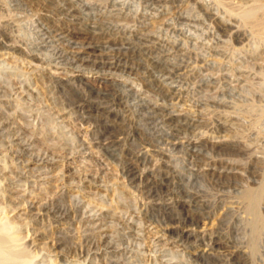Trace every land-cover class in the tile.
<instances>
[{
	"label": "rangeland",
	"instance_id": "374dc122",
	"mask_svg": "<svg viewBox=\"0 0 264 264\" xmlns=\"http://www.w3.org/2000/svg\"><path fill=\"white\" fill-rule=\"evenodd\" d=\"M254 1L0 0V222L35 264H264V195L255 236L243 200L264 193L263 26L235 16Z\"/></svg>",
	"mask_w": 264,
	"mask_h": 264
},
{
	"label": "bare ground",
	"instance_id": "6f19581e",
	"mask_svg": "<svg viewBox=\"0 0 264 264\" xmlns=\"http://www.w3.org/2000/svg\"><path fill=\"white\" fill-rule=\"evenodd\" d=\"M66 1V0H65ZM220 1V0H219ZM262 2L260 3V2H257V1H254V2H252V4H250L248 7H239V9L241 8V10L240 11H238L237 13H235L238 9H236L235 8V6H229V7H234L233 9H234V11H233V9H232V11H229V9L227 8L228 7V5L226 6L225 5V7L227 8V10L229 11V13L230 14H233V13H235L236 15L235 16H237L238 18H240V20H242L244 23H246V24H251V26L250 27H248L249 29L253 26V25H256L255 27H257V25H258V27H262V29L261 28H258V29H256V28H253L254 29V31H258V30H260L261 32L260 33H256L257 35H259V36H261L263 39H264V24L263 25H260V24H262L263 22H264V1L263 0H261ZM226 2V1H225ZM229 3V2H228ZM221 4V3H220ZM224 4H227V2L226 3H224ZM224 4L223 5H221V6H224ZM230 4H232V5H234L233 3H229V5ZM63 5V4H62ZM71 5V4H70ZM240 5V4H239ZM238 6V4H236V7ZM71 7V6H70ZM75 8V7H74ZM225 9V8H224ZM73 10V9H72ZM231 10V9H230ZM69 12V11H68ZM239 20V21H240ZM241 21V22H242ZM243 24V23H242ZM92 25V24H91ZM245 25V24H244ZM223 26V25H222ZM233 26H234V24H233ZM226 27V26H225ZM235 27V26H234ZM94 28V27H93ZM98 28V27H97ZM232 28V27H231ZM236 28V27H235ZM246 28V27H245ZM247 29V28H246ZM256 29V30H255ZM54 30V29H53ZM95 30V29H94ZM227 30V29H226ZM229 30V29H228ZM236 30V29H235ZM252 31V30H251ZM254 31H252V33L254 32ZM249 32H250V30H249ZM56 33H58V32H56ZM97 33H98V30H97ZM96 33V34H97ZM254 33V34H255ZM48 34V33H47ZM255 34V35H256ZM54 35V34H53ZM255 35H253V36H255ZM256 35V36H257ZM52 36V35H51ZM60 36V35H59ZM138 36H141V35H138ZM50 37V36H49ZM136 37V36H135ZM5 38V37H4ZM58 38V37H57ZM131 38H132V36H131ZM150 38V37H149ZM259 38V40L261 39L260 37H258ZM257 38V39H258ZM47 40H48V38H47ZM128 40V39H127ZM142 40V39H141ZM147 40V39H146ZM145 40V41H146ZM239 40V39H238ZM129 41V40H128ZM132 41V40H131ZM131 41H129V42H131ZM241 41V40H240ZM264 41V40H263ZM262 41V42H263ZM75 42V41H74ZM77 42V41H76ZM126 42V41H125ZM260 42V41H259ZM7 43V42H6ZM69 43V42H68ZM78 43H80V42H78ZM137 43V42H136ZM145 43V42H144ZM71 44V43H70ZM130 44V43H129ZM135 44V43H134ZM146 44V43H145ZM242 44V43H241ZM240 44V45H241ZM247 44V43H246ZM262 44V43H261ZM264 44V43H263ZM12 45V44H11ZM46 45V44H45ZM75 45V44H74ZM78 45V44H77ZM76 45V46H77ZM85 45V44H84ZM133 45V44H132ZM141 45V44H140ZM244 45V44H243ZM258 45V44H257ZM49 46V45H48ZM82 46V44L79 46V47H81ZM86 46H88V45H86ZM124 46H126V45H124ZM130 46V45H129ZM142 46V45H141ZM235 46V45H234ZM238 47H239V45H237ZM263 46V45H262ZM69 47V46H68ZM151 47V46H150ZM233 47V46H232ZM254 47H257L258 48V46H254ZM260 47V46H259ZM8 48H12L11 46H8ZM235 48V47H234ZM246 48V47H245ZM63 49V48H62ZM70 49V48H69ZM68 49V50H69ZM238 49V48H237ZM241 49H242V46H241ZM254 49H256V48H254ZM13 50V49H12ZM59 50H60V48H59ZM72 50H73V48H72ZM74 50H75V48H74ZM78 50V49H77ZM142 50V49H141ZM147 50V49H146ZM150 50V49H149ZM62 51V50H61ZM66 51V50H65ZM145 51V50H144ZM143 51V52H144ZM60 52V51H59ZM67 52V51H66ZM70 52V51H69ZM78 52V51H77ZM76 52V53H77ZM80 52V51H79ZM142 52V51H141ZM150 52V51H149ZM71 54H72V52H70ZM82 53V52H81ZM148 53V52H147ZM251 53H253V52H251ZM67 54V53H66ZM73 54H74V51H73ZM85 54V53H84ZM246 54V53H245ZM244 54V55H245ZM262 54V53H261ZM60 55H61V53H60ZM60 55H59V58H61L60 57ZM63 55V54H62ZM70 55V54H69ZM77 55H79V53H77ZM90 55V54H89ZM89 55H86L84 58H87V59H82L81 61H84V62H89L90 61V59H88V57L87 56H89ZM93 55V54H92ZM147 55V54H146ZM259 55V54H258ZM257 55V56H258ZM263 55V54H262ZM261 55V56H262ZM75 56V55H74ZM246 56V55H245ZM153 57V56H152ZM254 57V56H253ZM96 58V57H95ZM101 58V57H100ZM99 58V59H100ZM105 58V57H104ZM151 58V57H150ZM155 58V57H154ZM245 58V57H244ZM257 58V57H256ZM264 58V57H263ZM73 59H75V57L73 58V56H72V60ZM102 59V58H101ZM105 59H107V58H105ZM161 59V58H160ZM36 60V59H35ZM71 60V61H72ZM93 60V59H92ZM150 60V59H149ZM162 60V59H161ZM161 60L159 61V63L161 62ZM245 60V59H244ZM261 60V59H260ZM80 61V62H81ZM93 61H96V59L95 60H93ZM93 61H91L92 63H93ZM101 61V60H100ZM99 61V62H100ZM253 61V60H252ZM244 62H246L247 63V61H244ZM256 63H257V61H255ZM260 62V61H259ZM262 62V61H261ZM82 63V62H81ZM112 63V62H111ZM249 63V62H248ZM247 63V64H248ZM251 63V62H250ZM249 63V64H250ZM72 64V63H71ZM83 65L85 64V63H82ZM90 64V63H89ZM88 64V65H89ZM106 64H108V63H106ZM164 64V63H163ZM253 64H255V63H253ZM253 64H251V67H253L252 65ZM94 65V64H93ZM105 65V64H104ZM155 65V64H154ZM157 65V64H156ZM165 65V64H164ZM163 65V66H164ZM244 65V64H243ZM246 65V64H245ZM244 65V66H245ZM258 65V64H257ZM256 65V66H257ZM263 65H264V63H263ZM79 66H80V64H79ZM103 66V65H102ZM107 66V65H106ZM112 66L113 67H118L119 65L117 64H113L112 63ZM166 66V65H165ZM169 66V65H168ZM176 66V65H175ZM174 66V67H175ZM250 66V65H249ZM77 67V66H76ZM83 67V66H82ZM248 67V66H247ZM247 67H245V69L247 68ZM251 67H248L249 69H251ZM92 68V67H91ZM99 68V67H98ZM121 68V67H120ZM161 68V67H160ZM159 68V69H160ZM165 68V67H164ZM241 68V67H240ZM259 68V67H258ZM89 69V68H88ZM162 69H163V67H162ZM169 69V68H168ZM178 69V68H177ZM236 69V68H235ZM242 69V68H241ZM114 70V69H113ZM131 70V69H130ZM173 70V69H172ZM233 70V69H232ZM248 70V69H247ZM246 70V71H247ZM255 70H256V68H255ZM255 70H254V72H255ZM259 70H261V69H259ZM262 70H264V68L262 69ZM261 70V71H262ZM162 71V70H161ZM231 71V70H230ZM235 71V70H234ZM245 71V70H244ZM253 71V70H252ZM167 72V71H166ZM243 72V71H242ZM242 72H241V74H242ZM260 71H258V72H256V73H259ZM233 73V72H232ZM261 73V72H260ZM164 74V73H163ZM167 74H169L168 72H167ZM230 74V73H229ZM234 74V73H233ZM247 74H248V72H247ZM246 74V75H247ZM255 74V73H254ZM254 74H253V76H254ZM214 75H216V74H214ZM227 75V74H226ZM249 75V74H248ZM247 75V76H248ZM250 75H251V73H250ZM259 75V74H258ZM170 76V75H169ZM213 76V75H212ZM241 76V75H240ZM260 76V75H259ZM262 76V75H261ZM151 77V76H150ZM215 77V76H214ZM231 77V76H230ZM235 77V76H234ZM243 77V76H242ZM250 77V76H249ZM249 77H247V78H249ZM252 77V76H251ZM71 78V77H70ZM80 78V77H79ZM224 78V77H223ZM244 78V77H243ZM253 78V77H252ZM258 78V77H257ZM256 78V79H257ZM230 79V78H229ZM228 79V80H229ZM232 79V78H231ZM235 80H236V77L234 78ZM241 79V78H240ZM239 79V80H240ZM255 79V80H256ZM72 80V79H71ZM151 80V79H150ZM216 80H217V78H216ZM233 80V79H232ZM231 80V81H232ZM249 80H250V78H249ZM253 81H254V78L252 79ZM251 80V81H252ZM74 81V80H73ZM213 81V80H212ZM230 81V80H229ZM245 81V80H244ZM260 81H262L263 82V79L262 80H260ZM259 81V82H260ZM68 82V81H67ZM67 82H66V84H67ZM161 82V81H160ZM238 82V81H237ZM65 83V82H64ZM165 83V82H164ZM241 83V82H240ZM264 83V82H263ZM263 83H261V84H263ZM71 84V83H70ZM235 84V83H234ZM234 84H231L232 86H235ZM238 84V83H237ZM255 84V83H254ZM260 84V83H259ZM158 85V84H157ZM164 85V84H163ZM168 85V84H167ZM245 85V84H244ZM66 86V85H65ZM243 86V84L241 83V86L239 85V87H242ZM246 86V85H245ZM255 86V85H254ZM128 87V86H127ZM131 87V86H130ZM133 87V86H132ZM131 87V88H132ZM238 87V88H239ZM244 87V86H243ZM242 87V88H243ZM252 87H253V85H252ZM166 88H168V87H166ZM177 88V87H176ZM257 88V87H256ZM261 88V87H260ZM178 89V88H177ZM251 89V88H250ZM264 89V88H263ZM66 90H68V89H66ZM93 90V89H92ZM95 90V89H94ZM259 90V89H258ZM97 91V90H96ZM131 91V90H130ZM262 91V90H261ZM104 92V91H103ZM106 92V91H105ZM162 92H164L163 90H162ZM252 92H254L253 90H252ZM94 93H95V95L96 96H99V94L97 95V93H100L99 91H97V93L94 91ZM107 93V92H106ZM130 93V92H129ZM263 94H264V92H263ZM262 94V96L264 97V95ZM104 95H105V93H104ZM101 96H102V94H101ZM117 96V95H116ZM171 96V95H170ZM259 96H260V93H259ZM110 97V96H109ZM256 97H258V96H256ZM79 98V97H78ZM106 98V97H105ZM171 98V97H170ZM169 98V99H170ZM85 99V98H84ZM101 99V98H100ZM168 99V98H167ZM257 99V98H256ZM86 100V99H85ZM142 100V99H141ZM213 100V99H212ZM81 101V100H80ZM215 101H216V99H215ZM225 101V100H224ZM227 101V100H226ZM83 103H84V101H82ZM90 102H92V101H90ZM139 102V101H138ZM212 103V102H211ZM213 103H214V101H213ZM224 103V102H223ZM223 103H221V104H223ZM232 103V102H231ZM228 104H229V102H228ZM91 105V104H90ZM99 105V104H98ZM101 105V104H100ZM114 105V104H113ZM212 105V104H211ZM216 105V104H215ZM225 105V104H224ZM84 106V105H83ZM87 107H90V106H88V105H86ZM109 106V105H108ZM139 106V105H138ZM151 106H153V105H151ZM159 106V105H158ZM214 106V105H213ZM212 106V107H213ZM218 106V105H217ZM230 106V105H229ZM228 106V107H229ZM232 106V105H231ZM91 107H93V106H91ZM148 107V106H147ZM215 107V106H214ZM213 107V108H214ZM220 107V106H219ZM222 107V106H221ZM225 107V106H224ZM233 107H234V104H233ZM253 107V106H252ZM251 107V108H252ZM68 108V107H67ZM77 108V107H76ZM216 108V107H215ZM235 108V107H234ZM254 108L255 107H253L252 108V110H254ZM141 109V108H140ZM256 109V108H255ZM263 109V108H262ZM260 110V109H258V110H260V111H262L263 112V110ZM80 110H84V108H82V109H80ZM104 110H106V109H104ZM103 110V111H104ZM146 110V109H145ZM155 110V109H154ZM226 110V109H225ZM251 110V109H250ZM108 111V110H107ZM234 111V110H233ZM152 112V111H151ZM226 112V111H225ZM231 112V111H230ZM229 112V113H230ZM236 112V111H235ZM74 113V112H73ZM85 113H87V112H85ZM157 113V112H156ZM156 113H155V115H156ZM164 113V112H163ZM171 113V112H170ZM240 113V112H239ZM1 114H3V113H1ZM77 114V113H76ZM75 114V115H76ZM152 114V113H151ZM169 114V113H168ZM168 114H167V116H168ZM228 113H226L225 114V116L227 115ZM232 114V113H231ZM230 114V115H231ZM235 114H237V113H235ZM260 114V113H259ZM110 115V114H109ZM123 115V114H122ZM177 115H179L178 113H177ZM176 115V116H177ZM241 115V114H240ZM262 115V114H261ZM153 116V115H152ZM159 116V115H158ZM232 116V115H231ZM263 116V115H262ZM102 117H103V115H102ZM150 117V116H149ZM157 117V116H156ZM169 117V116H168ZM175 117V116H174ZM78 118V117H77ZM165 118H166V115H165ZM179 118H181V117H179ZM179 118H176V119H179ZM225 118V117H224ZM228 118V117H227ZM236 118V117H235ZM241 118H243V117H241ZM1 119H2V121H3V118L1 117ZM75 119V118H74ZM106 119V118H105ZM226 119V118H225ZM224 119V120H225ZM6 120V119H5ZM82 120H83V118H82ZM82 120H81V122H82ZM114 120H116V119H114ZM113 120V121H114ZM151 120V119H150ZM159 120V119H158ZM172 120V119H171ZM236 120V119H235ZM242 120V119H241ZM104 120H102V122H103ZM118 121V120H117ZM127 121V120H126ZM149 121V120H148ZM153 121V120H152ZM230 122H233V121H231V120H229ZM238 121V120H237ZM1 122V121H0ZM6 122H8V121H6ZM94 122V121H93ZM120 122V121H119ZM154 122V121H153ZM244 122H245V120H244ZM1 123H3V122H1ZM0 123V124H1ZM107 123V122H106ZM114 123V122H113ZM131 123V122H130ZM163 123V122H162ZM205 123V122H204ZM236 123H238V122H236ZM240 123H242V121H240ZM4 124V123H3ZM2 124V125H3ZM85 124H87L86 122H85ZM150 124H152V123H150ZM161 124V123H160ZM167 125H168V123H166ZM177 124V123H176ZM198 124V123H197ZM197 124H194L195 125V127L196 126H199V125H197ZM235 124V123H234ZM8 125V124H7ZM115 125V124H114ZM118 125V124H117ZM193 125V126H194ZM202 125V124H201ZM220 125V124H219ZM225 125V124H224ZM243 125V124H242ZM1 126V125H0ZM105 126H106V124H105ZM120 126V125H119ZM175 126V125H174ZM183 126H185V125H183ZM238 126V125H237ZM241 126V125H240ZM4 127V126H3ZM123 127V126H122ZM233 127V126H232ZM2 128V127H1ZM7 128H9L10 129V127H7ZM119 128V127H118ZM121 128V127H120ZM124 128H126V127H124ZM174 128V127H173ZM181 128V127H180ZM184 128V127H183ZM223 128V127H222ZM4 129V128H3ZM2 129V130H3ZM228 129V128H227ZM91 130V129H90ZM111 130V129H110ZM233 130V129H232ZM4 131V130H3ZM119 131V130H118ZM226 131V130H225ZM6 132V131H5ZM110 132V131H109ZM128 132V131H127ZM0 133H1V131H0ZM115 133V132H114ZM232 133V132H231ZM238 133V132H237ZM236 133V134H237ZM95 134V133H94ZM97 134V133H96ZM111 134V133H110ZM11 135H13V134H11ZM17 135V134H16ZM15 136V135H14ZM23 136V135H22ZM233 136V135H232ZM235 136V135H234ZM233 136V137H234ZM105 137V136H104ZM108 136H106V138H107ZM116 137V136H115ZM15 138V137H14ZM17 138V137H16ZM95 138V137H94ZM96 139V138H95ZM112 139V138H111ZM203 139V138H202ZM23 140V139H22ZM119 140H121V138L119 139ZM188 140V139H187ZM196 140V139H195ZM198 140H200V141H197L198 143H197V146H200V147H205V146H207L208 145V143H207V141H205V140H201L200 138L198 139ZM208 140V139H207ZM20 141V140H19ZM25 141V140H24ZM92 141V140H91ZM105 141V140H104ZM192 141V140H191ZM222 141V140H221ZM18 142V141H17ZM77 142V141H76ZM96 142V141H95ZM188 142V141H187ZM224 142V141H223ZM220 143V142H217V144L216 145H213V144H211V146L213 147V148H218V147H221V146H223V147H225V146H227V148H228V146L229 145H231V142L230 143H227V142H229V141H225L226 143ZM233 142V141H232ZM11 143H13L12 141H11ZM30 143V142H29ZM119 143V142H118ZM219 143V144H218ZM103 144V143H102ZM83 145V144H82ZM99 145V144H98ZM97 145V146H98ZM123 145V144H122ZM145 145V144H144ZM148 145V144H147ZM150 145V144H149ZM192 145H193V143H192ZM233 145V144H232ZM30 146H31V144H30ZM100 146V145H99ZM108 146V145H107ZM237 146V145H236ZM236 146H234V147H236ZM199 147V148H200ZM231 147H233V146H231ZM19 148V147H18ZM21 148V147H20ZM19 148V150H21ZM100 148V147H99ZM103 148V147H102ZM109 148V147H108ZM150 148V147H149ZM207 148H209V146L207 147ZM229 148H230V146H229ZM237 148V147H236ZM23 149V148H22ZM79 149V148H78ZM82 149V148H81ZM94 149H96V148H94ZM120 149H121V147H120ZM195 149V148H194ZM212 149V148H211ZM220 149V148H219ZM238 149H239V147H238ZM246 149V148H245ZM244 149V150H245ZM26 150V149H25ZM103 150V149H102ZM150 150H151V148H150ZM199 150V149H198ZM198 150H196V151H198ZM207 150V149H206ZM213 150V149H212ZM215 150V149H214ZM223 150H224V148H223ZM236 150V149H235ZM262 150V149H261ZM260 150V151H261ZM264 150V149H263ZM82 151V150H81ZM200 151V150H199ZM226 151V150H225ZM26 152V151H25ZM24 152V153H25ZM155 152V151H154ZM191 152V151H190ZM203 152V151H202ZM219 151H218V149H217V152L216 153H218ZM262 152V151H261ZM157 153V152H156ZM198 153V152H197ZM204 153V152H203ZM27 154V153H26ZM34 154V153H33ZM153 154V153H152ZM263 154V153H262ZM39 155V154H38ZM31 156H32V153H31ZM37 156V155H36ZM50 156V155H49ZM149 156V155H148ZM151 156V155H150ZM153 156V155H152ZM261 156H263V155H261ZM260 156V157H261ZM45 157V156H44ZM51 157V156H50ZM163 157V156H162ZM195 157V156H194ZM33 158V157H32ZM37 158V157H36ZM196 158V157H195ZM199 158V157H198ZM198 158H196V159H198ZM258 158H259V156H258ZM262 158V157H261ZM42 159V158H41ZM46 159V158H45ZM53 159V158H52ZM200 159V158H199ZM263 159H264V156H263ZM36 160V159H35ZM202 160V159H201ZM44 161V160H43ZM50 161V160H49ZM200 161V160H199ZM257 161V160H256ZM261 161V160H260ZM264 161V160H263ZM138 162V161H137ZM132 163V162H131ZM261 163V162H260ZM264 163V162H263ZM130 164V163H129ZM193 164V163H192ZM232 164V163H231ZM262 164V163H261ZM134 165V164H133ZM132 165V166H133ZM163 165V164H162ZM205 164H203V166H204ZM212 165V164H211ZM210 165V166H211ZM126 166V165H125ZM159 166V165H158ZM163 166H165V165H163ZM213 166V165H212ZM233 166V165H232ZM166 167H168V166H166ZM215 167V166H214ZM264 167V166H263ZM160 168V167H159ZM203 168V167H202ZM219 168V167H218ZM221 168V167H220ZM167 169V168H166ZM260 169V168H259ZM261 169H263L262 168V165H261ZM260 169V170H261ZM138 170V169H137ZM136 169H135V171H137ZM169 169H167V171H168ZM223 170V169H222ZM238 170V169H237ZM258 170V169H257ZM162 171V170H161ZM173 171V170H172ZM211 171H212V169H211ZM225 171V170H224ZM232 171V170H231ZM264 169L262 170V172L260 173V174H263L264 172ZM138 172V171H137ZM219 172V171H218ZM230 171H228V173H229ZM238 172V171H237ZM240 172V171H239ZM239 172H238V174H239ZM123 173V172H122ZM127 173L129 174V175H131L130 177L133 179L134 177H133V175H134V168H132V167H128L127 168ZM125 174V175H128V174ZM139 173V172H138ZM152 173V172H151ZM201 173V172H200ZM210 173V172H209ZM213 173V172H212ZM215 173H217V172H215ZM219 173H221V170H220V172ZM234 173V172H233ZM223 174H225V176L227 175V173L225 172H223ZM235 174V173H234ZM237 174V175H238ZM128 175V176H129ZM169 175V174H168ZM214 175V174H213ZM218 175V174H217ZM222 175V174H221ZM232 175V174H231ZM140 176V175H139ZM151 176V175H150ZM155 176V175H154ZM172 176V175H171ZM219 176V175H218ZM227 176H229V175H227ZM264 176V175H263ZM147 177V176H146ZM156 177V176H155ZM158 177V176H157ZM173 177V176H172ZM176 177V176H175ZM179 177V176H178ZM132 179H131V181H132ZM145 179V178H144ZM148 179V178H147ZM176 179V178H175ZM172 180V179H171ZM178 180V179H177ZM177 182V181H176ZM170 183V182H169ZM172 183V182H171ZM170 183V184H171ZM159 186V185H158ZM160 187V186H159ZM158 187V188H159ZM156 188V187H155ZM157 188V189H158ZM164 188V187H163ZM248 188V187H247ZM253 188V187H252ZM145 189V188H144ZM144 189H143V191H144ZM147 189V188H146ZM154 189V188H153ZM182 189H184V188H182ZM249 189V188H248ZM251 189V188H250ZM246 190L245 192H244V201H246L245 203H246V210L248 211V213L249 214H251V216H252V224L250 225V227H251V229H252V232L250 231V233L252 234L253 233V236H255L256 234H257V231L259 230V225H260V221H261V217L262 216H260V213H259V209H258V207H259V203H260V201L262 200L261 199V197L264 195V193L262 194V192H263V190H262V192H261V188H257V190ZM260 189V190H259ZM159 190V189H158ZM181 190V189H180ZM163 191V190H162ZM183 191V190H182ZM185 191V190H184ZM187 191V190H186ZM150 192V191H149ZM154 192V191H153ZM160 192V191H159ZM155 193V192H154ZM153 193V194H154ZM162 193V192H161ZM62 195H63V193H61ZM164 194V193H163ZM168 194V193H167ZM186 194V193H185ZM60 195V194H59ZM190 195V194H189ZM242 195V194H241ZM57 196V195H56ZM157 196H159V195H155L154 197H157ZM194 196V195H193ZM59 197V196H58ZM64 197V196H63ZM161 197V196H160ZM180 197H181V195H180ZM189 198V197H188ZM192 198V197H191ZM242 198V197H241ZM69 199V198H68ZM67 199V200H68ZM54 200V199H53ZM59 200V199H58ZM58 200L57 201H55V203L57 202L58 203ZM73 200V199H72ZM74 200H75V198H74ZM174 200V199H173ZM172 200V201H173ZM184 200H185V198H184ZM194 200V199H193ZM196 200V199H195ZM200 200V199H199ZM242 200V199H241ZM52 201V200H51ZM70 201H71V199H70ZM185 201H187V199L185 200ZM198 201V200H197ZM60 202H62V201H60ZM167 202V201H166ZM184 202V201H183ZM55 203H53L52 204V206L51 207H53L54 206V208H55ZM159 203V202H158ZM243 203V202H242ZM62 204V203H61ZM72 204V203H71ZM70 204V205H71ZM152 204V203H151ZM164 204V203H163ZM196 204V203H195ZM199 204V203H198ZM202 204V203H201ZM48 205H49V203H48ZM57 205V204H56ZM59 205V204H58ZM64 206L66 205V204H63ZM63 205H59V206H63ZM161 205V204H160ZM170 205L171 206H175V204L174 205H172L171 203H170ZM169 205V201H168V204L164 207L165 208V211L166 210H172V207ZM180 205V204H179ZM188 205H190V204H188ZM63 206V207H64ZM69 206V205H68ZM243 206H245V204L243 205ZM41 208V207H40ZM44 208V207H43ZM57 208V207H56ZM71 208V207H70ZM75 208V207H74ZM77 208V207H76ZM86 208V207H85ZM84 208V209H85ZM88 208V207H87ZM91 208V207H90ZM151 208V207H150ZM161 208H163V207H161ZM174 208V207H173ZM176 208V207H175ZM49 209H50V207H49ZM52 209V208H51ZM65 209V208H64ZM92 210H93V208H91ZM158 209V208H157ZM44 210V209H43ZM90 210V209H89ZM91 210V211H92ZM101 210V209H100ZM178 210V209H177ZM47 211H50V210H47ZM51 211H53V210H51ZM50 211V212H51ZM98 211V210H97ZM45 212V211H44ZM54 212L55 213H57V215H55L56 217L58 216V213L59 212H61V208H57L56 209V211L54 210ZM63 212H64V214H65V212L66 211H64L63 210ZM74 212V211H73ZM94 212V211H93ZM93 212H91V213H93ZM167 212V211H166ZM165 212V213H166ZM173 212V211H172ZM179 212V211H178ZM62 213V212H61ZM84 213V212H83ZM90 213V212H89ZM187 213H188V211H187ZM80 214V213H79ZM97 214V213H96ZM184 214H185V212H184ZM183 214V215H184ZM98 215V214H97ZM191 215V214H190ZM52 216H53V214H52ZM51 216V217H52ZM59 216H61V215H59ZM63 216V215H62ZM61 216V217H62ZM82 216V215H81ZM85 216V215H84ZM89 216V215H88ZM175 216V215H174ZM177 216V215H176ZM181 217V215L178 217L179 219H181L180 218ZM53 218H54V216H53ZM80 218V217H79ZM86 218V217H85ZM90 218H91V216H90ZM172 218V217H171ZM174 218V217H173ZM173 218H172V220H173ZM251 218V217H250ZM104 219V218H103ZM182 219H184L185 220V222H187L186 224H188V223H191V222H193L192 221V219H191V217L190 218H188V217H186L185 215H184V217L182 218ZM54 220V219H53ZM78 220H80V219H78ZM88 220V219H87ZM177 220V219H176ZM9 221V220H8ZM81 221V220H80ZM85 221V220H84ZM180 221V220H179ZM182 221V220H181ZM263 221V220H262ZM1 222H2V220H1ZM1 222H0V264H35L36 263V261H34V259H33V257H35L36 255H33L31 252V254L32 255H29V253L27 252V250H25L24 248L25 247H23L24 246V243H20L21 241L23 242V238H21V240H20V237L18 238V235L19 234H21V233H18V235H17V233H16V231L14 232H10L9 233V230H8V228L7 227H9L10 225H6L7 223L8 224H10L9 222H7V223H5V224H1ZM83 222V221H82ZM104 222H105V220H104ZM176 222V221H175ZM183 222V221H182ZM181 222V223H182ZM3 223V222H2ZM80 223V222H79ZM94 223H95V221H94ZM178 223V222H177ZM88 224V223H87ZM184 224V223H183ZM193 224V223H192ZM261 224H263V223H261ZM6 225V227H4ZM83 225V224H82ZM94 225H96V224H94ZM94 225H92V226H94ZM178 225V224H177ZM194 225V224H193ZM90 227H92L91 225H89ZM11 227V226H10ZM9 227V228H10ZM89 227V228H90ZM100 227V226H99ZM103 227V226H102ZM101 227V228H102ZM170 227V226H169ZM168 227V228H169ZM196 227V226H195ZM7 228V229H6ZM14 228H16L15 226H14ZM94 228V227H93ZM100 228V229H101ZM95 229H96V227H95ZM103 229V228H102ZM251 229H249V230H251ZM8 230V231H7ZM90 231L91 230H89L87 233L89 234L90 233ZM97 231V230H96ZM190 231V230H189ZM95 231H94V229H93V233H94ZM191 232H193V231H191ZM190 232V233H191ZM92 233V234H93ZM174 233V232H173ZM187 233V232H186ZM189 233V232H188ZM188 233H187V235H188ZM109 234V233H108ZM64 235V234H63ZM83 235V234H82ZM91 235V234H90ZM96 235V234H95ZM104 235V234H103ZM191 235V234H190ZM20 236V235H19ZM22 236V235H21ZM87 236V235H86ZM253 236H248V237H253ZM64 237V236H63ZM113 237V236H112ZM185 237V236H184ZM208 237V236H207ZM210 237V236H209ZM86 238V237H85ZM91 238V237H90ZM95 238V237H94ZM170 238H171V235H170ZM183 238V237H182ZM186 238V237H185ZM198 238V237H197ZM201 238H202V236H201ZM256 238V237H255ZM254 238V239H255ZM107 239V238H106ZM105 239V240H106ZM181 239V238H180ZM188 239V238H187ZM194 239H195V237H194ZM200 239V238H199ZM211 239V238H210ZM254 239L252 238L251 240H253L252 241V243L254 242ZM69 240V239H68ZM95 240V239H94ZM185 240V239H184ZM219 240V239H218ZM256 241H257V239H255ZM86 241V240H85ZM111 241V240H110ZM195 241V240H194ZM210 241V240H209ZM250 241V240H249ZM58 242H60V241H58ZM93 242V241H92ZM108 242H109V240H108ZM112 242V241H111ZM183 242V241H182ZM204 242V241H203ZM208 242V241H207ZM213 242V241H212ZM211 242V243H212ZM85 243V242H84ZM83 243V244H84ZM192 243V242H191ZM200 243V242H199ZM82 244V243H81ZM89 244V243H88ZM96 244V243H95ZM106 244H108V243H106ZM180 244V243H179ZM23 245V246H22ZM28 245V244H27ZM185 245V244H184ZM206 245V244H205ZM220 245V244H219ZM250 245H253V244H250ZM254 245H255V243H254ZM253 245V246H254ZM96 246V245H95ZM202 246H204L203 244H202ZM249 246V245H248ZM113 247V246H112ZM205 247V246H204ZM212 247V246H211ZM216 247V246H215ZM82 248V247H81ZM89 248H90V246H89ZM250 248V247H249ZM249 248H248V250H249ZM254 248H255V246H254ZM206 249V248H205ZM257 249V248H256ZM29 251V250H28ZM89 251V250H88ZM87 251V252H88ZM92 251V250H91ZM207 251V250H206ZM246 251V250H245ZM245 251H244V255H245ZM254 251H255V253H256V250L254 249ZM86 252V253H87ZM109 252V251H108ZM114 252V251H113ZM124 252V251H123ZM202 252V251H201ZM250 252V251H249ZM249 252L247 253V256H250V255H252L253 254V252H252V254H250L249 255ZM241 253H243V252H241ZM121 254V253H120ZM194 255V254H193ZM199 255H202V254H199ZM205 256H207L206 254H204ZM212 255H213V253H212ZM219 255V254H218ZM222 255V254H221ZM87 256V255H86ZM85 256V257H86ZM242 256H243V254H242ZM253 256V255H252ZM84 257V256H83ZM114 257H115V255H114ZM234 257V256H233ZM87 258V257H86ZM202 258V257H201ZM204 258V257H203ZM210 258V257H209ZM52 259V258H51ZM44 260V259H43ZM81 260V259H80ZM118 260V259H117ZM117 260H116V262H117ZM206 260V259H205ZM204 261V260H203ZM231 261H232V259H231ZM246 261H248V260H246ZM40 262V261H39ZM227 262V261H226ZM71 263V262H70ZM83 263V262H82ZM216 263V262H215ZM224 263V262H223ZM38 264V263H37ZM42 264V263H41ZM48 264V263H47ZM73 264V263H72Z\"/></svg>",
	"mask_w": 264,
	"mask_h": 264
}]
</instances>
